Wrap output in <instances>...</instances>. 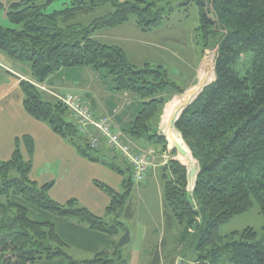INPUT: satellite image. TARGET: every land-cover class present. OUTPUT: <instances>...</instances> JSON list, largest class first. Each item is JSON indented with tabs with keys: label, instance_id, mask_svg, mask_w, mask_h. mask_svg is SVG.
I'll use <instances>...</instances> for the list:
<instances>
[{
	"label": "trees",
	"instance_id": "trees-1",
	"mask_svg": "<svg viewBox=\"0 0 264 264\" xmlns=\"http://www.w3.org/2000/svg\"><path fill=\"white\" fill-rule=\"evenodd\" d=\"M57 1L11 4L7 17L13 27L0 26V52L31 65L34 82H21L26 112L47 124L83 158L123 176L125 191L96 182L110 197L105 216L75 199L59 203L50 196L54 183L40 185L31 178L32 161L25 160L22 147L32 156L33 139L17 140L12 158L0 160V264H129L118 243L129 230L124 221L135 216L132 167L107 145L103 148L105 142L92 149L70 110L36 85L63 69H105L113 77L115 91L143 101L124 136L146 141L151 147L145 150L161 157L169 151L160 133L163 110L171 100L167 89L174 85L168 71L149 63L135 66L123 48L105 44L95 34L125 26L133 16L142 32L158 30L176 6L168 0H65L63 9L48 12ZM162 2L167 6L159 7ZM196 3L202 50L216 51L215 80L202 87L184 106L176 124L173 121L163 131L171 147L178 143L186 155L179 154L181 163L172 159L159 167L164 237L151 249L146 264H176L178 257L185 264H264V237L259 239L253 229L221 234L223 226L248 213L255 201L264 215V0ZM108 5L113 8L108 15L87 26L79 22ZM169 234L177 248H170ZM72 249L93 257L76 260ZM187 259L194 260L188 263Z\"/></svg>",
	"mask_w": 264,
	"mask_h": 264
},
{
	"label": "rangeland",
	"instance_id": "rangeland-1",
	"mask_svg": "<svg viewBox=\"0 0 264 264\" xmlns=\"http://www.w3.org/2000/svg\"><path fill=\"white\" fill-rule=\"evenodd\" d=\"M19 1L21 0H0V26L5 28L13 27L12 23L8 20L7 13L11 4ZM119 1L136 2V0ZM65 2V0L55 2L48 9V12L63 9L65 7ZM168 3L176 6V11L168 20L162 23L158 30L146 33L142 32L137 27L135 17L133 16L131 17V21L125 26L101 30L95 34L96 38L101 42L123 48L130 61L139 68H142L146 63L153 66H163L168 71L170 81L174 84L167 89V100H172L179 91H185L183 95H179V97L174 98L171 103L166 105V108L164 107V110L166 109L165 114L163 110L164 116L160 123V133L165 136L168 141L169 151L168 153L165 152L161 157L158 154L155 155L160 163V167L168 164L172 159L180 162L179 154L174 156L170 153L173 148L171 147L168 137L163 132L168 130V123H173L177 117L181 116L184 106L193 96L202 87L205 88L215 80V72L212 70L214 69L216 51L206 50L203 52L200 45L199 32L197 31L199 27V13L196 0H168ZM168 3L162 2L159 7H165ZM181 4L184 5L180 6ZM112 11V6L108 5L97 9L95 13L81 17L79 22L87 26L96 19L104 17ZM18 63L25 67V70L31 72L30 63ZM97 72L96 85L99 87V95L105 93V96L109 98L110 93L118 94L114 89L115 84L113 77L110 76L105 69H101ZM29 75L30 77L32 76L31 74ZM43 88L45 92H48V94L52 96L49 89L45 86ZM129 95L134 96L132 94ZM117 96L118 95H114L112 100L116 101L119 98ZM44 97L47 99L45 94ZM72 120L76 123L73 116ZM92 153L98 156L97 152L93 151ZM120 162L119 160L118 163ZM60 166L61 164L55 170H58ZM122 168L126 170L127 167L122 165ZM195 169L198 171L197 162H195ZM111 173L112 176H107L106 180L112 183V185H115L118 174ZM188 188L190 190V185ZM120 191L124 192L125 189L121 188ZM132 203L135 216L131 220L124 221L130 231L131 241L123 248L129 260V264H145V251H147L145 248L146 245H150L147 235L149 231L159 227L162 221V188L149 180L141 184L135 183L132 190ZM101 216H105V214ZM249 228L253 229L258 234L259 239L264 237V215L261 213L260 204L256 201L254 202L253 208L248 213L234 218L230 223L223 226L221 228V234L223 236H229L233 233L241 234ZM166 237L167 239L170 238L168 240L170 242V248L176 247V243L173 244L174 247L172 246L174 240L170 237V234L169 236L166 235ZM70 254L75 257L76 260H87L93 257L91 253L78 251L76 249L70 250ZM179 259L182 258L178 257L177 261ZM193 260L194 259H190L189 261L187 259V262H193Z\"/></svg>",
	"mask_w": 264,
	"mask_h": 264
},
{
	"label": "crops",
	"instance_id": "crops-1",
	"mask_svg": "<svg viewBox=\"0 0 264 264\" xmlns=\"http://www.w3.org/2000/svg\"><path fill=\"white\" fill-rule=\"evenodd\" d=\"M18 62L0 52V160L9 161L12 158L17 140H22L25 136L32 138L35 144L32 156H29L26 149L22 147L25 160L32 161L31 178L40 185L54 183L50 196L59 203L66 204L75 199L81 206L88 208L98 216L106 214L110 197L96 185V182L107 184L120 191L123 188V176L118 174L115 185L107 182L106 177L112 176L111 172L117 173L80 156L71 144L56 135L47 124L32 118L26 112L21 82H34V79L32 72L25 70V67ZM97 73L92 68L63 69L42 86L55 94H73L82 97L91 106L97 118H110L114 130L124 133L130 122L143 108V101L128 93H110L109 98L105 96V93L99 95V87L96 85ZM29 74L32 76L30 77ZM114 95L119 97L116 101L112 100ZM47 96L51 97L49 94ZM176 97L179 95L176 94L174 98ZM170 125L172 123H168V128L166 127L168 130ZM126 137L135 149L151 147L146 141ZM102 147L108 148L106 144ZM60 164V168L55 170ZM156 166L147 180L162 188L163 198L159 161L156 162ZM161 219L159 227L149 231L148 235L146 234L150 244L145 248L147 250L145 251L146 263L150 261L151 249L159 246L164 237L163 201Z\"/></svg>",
	"mask_w": 264,
	"mask_h": 264
},
{
	"label": "built area",
	"instance_id": "built-area-1",
	"mask_svg": "<svg viewBox=\"0 0 264 264\" xmlns=\"http://www.w3.org/2000/svg\"><path fill=\"white\" fill-rule=\"evenodd\" d=\"M36 86L45 92L42 85ZM49 92L70 110L76 120L79 133L88 138L92 149L100 148L101 144L105 142L111 150L120 154L129 163L133 169L132 178L135 183H143L150 171L157 167L154 163L156 157L153 151L135 149L126 140L122 132L114 130L110 118H97L91 106L82 97L73 94L60 95ZM92 131L96 134H93Z\"/></svg>",
	"mask_w": 264,
	"mask_h": 264
},
{
	"label": "water",
	"instance_id": "water-1",
	"mask_svg": "<svg viewBox=\"0 0 264 264\" xmlns=\"http://www.w3.org/2000/svg\"><path fill=\"white\" fill-rule=\"evenodd\" d=\"M167 107V106H166ZM166 111V109L164 110V112ZM180 116L175 120V124L176 122L179 120ZM173 150H175L178 154L185 156L186 152L185 150L178 144V143H174V148ZM184 165V164H183ZM186 166V165H184ZM187 167V166H186ZM196 173L193 171L192 172V176H194ZM198 175V174H197ZM131 239H130V231L126 230L124 236L121 238V240L118 243V246L120 248L125 247L128 243H130ZM177 264H185L183 259H179L177 261Z\"/></svg>",
	"mask_w": 264,
	"mask_h": 264
},
{
	"label": "bare ground",
	"instance_id": "bare-ground-1",
	"mask_svg": "<svg viewBox=\"0 0 264 264\" xmlns=\"http://www.w3.org/2000/svg\"><path fill=\"white\" fill-rule=\"evenodd\" d=\"M211 60H212V59H211ZM211 60H210V61H211ZM170 127H171V125H170ZM179 160H182V159L179 157Z\"/></svg>",
	"mask_w": 264,
	"mask_h": 264
}]
</instances>
